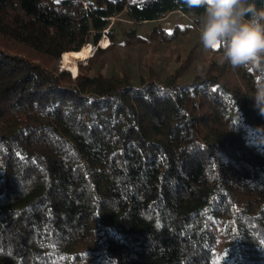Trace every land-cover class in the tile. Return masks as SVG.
Masks as SVG:
<instances>
[{"label":"trees","instance_id":"obj_1","mask_svg":"<svg viewBox=\"0 0 264 264\" xmlns=\"http://www.w3.org/2000/svg\"><path fill=\"white\" fill-rule=\"evenodd\" d=\"M173 11L191 24L157 23ZM202 13L186 0H0V264H264L260 74L192 51L171 71L115 52L121 19L156 22L120 27L124 42L169 48ZM91 45L74 76L59 66Z\"/></svg>","mask_w":264,"mask_h":264},{"label":"clouds","instance_id":"obj_2","mask_svg":"<svg viewBox=\"0 0 264 264\" xmlns=\"http://www.w3.org/2000/svg\"><path fill=\"white\" fill-rule=\"evenodd\" d=\"M189 7L203 8L198 24L205 50L219 52L220 64L256 71L251 97L264 115V8L254 0H186Z\"/></svg>","mask_w":264,"mask_h":264},{"label":"rangeland","instance_id":"obj_3","mask_svg":"<svg viewBox=\"0 0 264 264\" xmlns=\"http://www.w3.org/2000/svg\"><path fill=\"white\" fill-rule=\"evenodd\" d=\"M121 23H114L115 29L114 34L118 36L119 43L117 45L116 49V55L120 57L121 60L127 61L128 63H133L134 65H137L141 61L145 60H153L155 61V65L163 66L166 71H171L173 67L175 66V54L176 52H180L182 55H186L189 53V51L195 52L198 56L199 61H204V59L208 58H220L219 52H212L209 50H205L201 40H200V32H199V25L198 26H192L189 28L186 32H180L174 42L172 43L171 47H163V45L160 42L151 41L150 44H140L135 43L134 41L131 43L124 42L126 38H123L122 30L119 29L120 27H132L134 26L137 31L143 35H147L152 28L153 24L156 23L155 21H148V22H141V23H132L129 21H126L125 19H121ZM157 23L161 26H163L167 31H171L174 27H178L180 25H188L191 24V21L189 18L182 14L179 11H173L170 13H167L165 16L160 18ZM106 37L107 44L109 43L108 36L104 33L102 34L101 38L98 41V46H102L101 40L103 37ZM135 43V44H134ZM85 48V47H84ZM86 49V48H85ZM87 50V49H86ZM91 51L89 56L93 53L94 48L91 45ZM88 51V50H87ZM88 56V57H89ZM88 61V58L84 62H79L81 64H86ZM59 66L62 68L67 69L71 76H74L73 72H71L68 68L63 67V64L61 62V59L59 61ZM78 65V64H77ZM119 64L116 62L115 55L112 53H107V55L104 57V65H102V70H104L106 73H110L111 71H116L115 68H117ZM220 238L217 240V246L220 245Z\"/></svg>","mask_w":264,"mask_h":264},{"label":"bare ground","instance_id":"obj_4","mask_svg":"<svg viewBox=\"0 0 264 264\" xmlns=\"http://www.w3.org/2000/svg\"><path fill=\"white\" fill-rule=\"evenodd\" d=\"M107 39L104 36L101 40L102 46H105L107 44ZM90 52L87 51L84 47H82L80 50H70L63 52L61 56V62L63 64V67L68 68L73 74L77 72V64L79 62H84Z\"/></svg>","mask_w":264,"mask_h":264}]
</instances>
